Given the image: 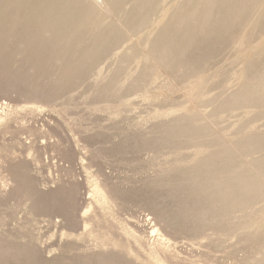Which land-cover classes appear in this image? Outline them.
I'll use <instances>...</instances> for the list:
<instances>
[{
  "label": "rangeland",
  "instance_id": "1",
  "mask_svg": "<svg viewBox=\"0 0 264 264\" xmlns=\"http://www.w3.org/2000/svg\"><path fill=\"white\" fill-rule=\"evenodd\" d=\"M63 12L76 76H0V264H264V0Z\"/></svg>",
  "mask_w": 264,
  "mask_h": 264
},
{
  "label": "bare ground",
  "instance_id": "2",
  "mask_svg": "<svg viewBox=\"0 0 264 264\" xmlns=\"http://www.w3.org/2000/svg\"><path fill=\"white\" fill-rule=\"evenodd\" d=\"M75 2L77 0H0V73L2 72L0 76L17 77L16 80L21 78L19 81H23L31 91L39 85L45 87L40 79L48 74L50 77L57 73L67 75L71 79L75 77L86 65L85 60L88 56L94 53V45L99 42L97 38L99 28L98 25H94L95 21L89 26L88 34L82 38L77 37V33L87 27L88 22H81L75 26L69 24L70 17L63 14V10L66 5ZM79 49L84 51L81 50V53ZM33 61H38L43 67L38 71ZM62 63L68 65L61 66ZM41 87L38 88L41 90ZM37 89L32 93L37 92ZM40 90L39 92L42 91ZM11 105L8 102L2 104L0 101V135L8 134L12 128L6 114L9 107H14ZM7 152L2 151L3 154L10 155V152ZM9 181L8 177L0 181L1 196H4ZM98 202L105 204L106 198L99 194Z\"/></svg>",
  "mask_w": 264,
  "mask_h": 264
}]
</instances>
